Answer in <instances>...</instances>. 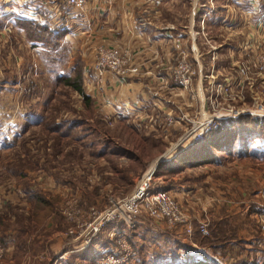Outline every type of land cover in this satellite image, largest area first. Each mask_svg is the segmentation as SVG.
<instances>
[{"label":"rangeland","instance_id":"374dc122","mask_svg":"<svg viewBox=\"0 0 264 264\" xmlns=\"http://www.w3.org/2000/svg\"><path fill=\"white\" fill-rule=\"evenodd\" d=\"M0 1L2 9L6 2ZM54 1L61 2L39 0L23 9L29 16L37 8L44 17L45 8H53ZM146 5L149 22L173 29L185 42L190 37L200 52L202 74L208 76L215 68L220 83L237 76L229 56L233 40H238L234 46L239 49L246 40L264 37V28L256 29L264 19V0H156ZM12 14L13 23L34 22ZM38 23L57 28L47 19ZM203 28L205 36L198 34ZM238 29L249 35H234ZM21 32L0 29V250L4 254L0 264H96L91 251L101 253V258L120 240L135 248L138 264H177L198 256L211 258L214 264V258L218 264H264V125L253 122L264 117H240H249L246 129L257 133L239 142L251 143L240 156L237 148L235 155H221L216 164L174 175L165 170L157 176L155 171L152 191H168L175 185L189 188L188 197H173L193 226L191 237L145 213L133 228L123 221L102 227L98 219L115 203L128 199L161 159L171 161L181 152L184 146L172 150L190 125L187 119L198 118L199 104L208 112H213L212 103L246 110L264 107V77H253L229 101L212 100L207 93L201 100L169 95L167 99L176 105L167 112L183 120L177 127L166 125L156 107L138 118L115 120L107 99L94 96V90L101 92L105 84L99 86L92 72L101 46L92 35L76 49L68 47L66 36L60 49L50 53ZM214 47L219 50L213 55ZM66 77L82 78L88 103L65 85ZM146 86L162 89L159 84ZM191 100L194 104H187ZM141 224L178 233L189 246L161 244L139 228ZM96 225L101 226L98 233L93 230ZM201 225L207 226V234L200 232Z\"/></svg>","mask_w":264,"mask_h":264},{"label":"built area","instance_id":"2783aa9c","mask_svg":"<svg viewBox=\"0 0 264 264\" xmlns=\"http://www.w3.org/2000/svg\"><path fill=\"white\" fill-rule=\"evenodd\" d=\"M88 2L89 0H61L60 3L54 1L53 8H45L44 17L40 16L37 8L36 12L29 14V16L28 14L24 15V17L37 22L47 19L56 26H68L67 16L70 14L81 16L84 20L87 19ZM34 6H36V4H34ZM224 24H226V21H224ZM258 27L259 28L256 29L263 30L264 19L262 22H258ZM204 30L203 28V31L198 34H204L205 36ZM192 37V41L195 42V36ZM170 39L171 41L183 42V44H179L177 47V53L174 57L173 64L167 68L165 74L162 72L159 73V71L155 73L150 70L145 75L162 86L160 91L156 89L152 91L153 97L159 100L158 102H154V107L158 108L165 116L166 125L169 127H177L183 123L180 117L177 118L173 114L167 112L172 111V106L176 105L172 99H167L169 95H175L177 93L183 96L188 95L200 99V97L204 98L207 93L212 100L216 99V101H218L219 98H222L223 100L229 101L237 98L238 95L235 92L237 91L238 93L240 90H243L247 82H252L253 77H264V37L257 39L256 42H251V40L246 41L245 45L239 48L237 56L235 57L234 55L232 58V64L237 69V76H227L222 83L217 82L218 77L215 68L211 69V73L208 76L202 74L200 52L196 49L194 43L192 44L190 37H188L189 42H185L179 35L171 37ZM176 42L174 43L176 44ZM207 43L210 44L208 41ZM189 44H192V46H189ZM212 50L214 55L215 53L217 54L219 49L214 47ZM154 53L159 55V50H155ZM142 66V63L134 57L133 52L129 48L101 45L96 51V62L92 66V72L95 81L101 86V84L107 82L110 76H115L124 80L137 77L143 73ZM188 103L193 105L194 100H191V102L188 101L187 104ZM108 104L112 106L111 115L115 120L120 118H138L141 115V111H143L137 106L134 108L124 107V109H117L116 106L110 103ZM221 105L223 104L212 103L211 109L213 112H208L205 110V106L202 107L201 104H199L200 109H202L198 118L193 120L187 119L190 125L183 139H181L180 143L175 145L172 152L178 150L182 146H184L181 148L183 150L194 143L202 141L211 133L220 130L224 122L237 120L246 114L264 117V107L261 105H257L253 110L235 108L230 105L227 107H220ZM167 107H169V109H167ZM142 115H146V113ZM190 127L191 129H189ZM171 154L169 156H171ZM176 155L177 153L174 156L172 154L173 157H176ZM164 160L169 161L170 159ZM154 174L155 171L153 170L151 176L153 177ZM151 181L152 179L148 182H144L143 178L141 181L142 186L139 185L128 199L115 203L114 208L107 211L105 214L99 215L98 219H100L102 227L113 222L123 221L129 227L133 228L136 225L137 218L145 213L149 217L162 219L172 228H181L191 237L193 226L178 201L168 191H152ZM100 227L101 226L96 225L94 228H90H93V230L98 233L101 229ZM262 229L264 230V220L262 221ZM200 232L202 234H207V226L201 225ZM3 257V251L0 250V260L3 259ZM137 259L138 253L135 248L129 242L120 240L115 250L106 253L96 261V264H136ZM214 261L217 264L220 263L216 258H214Z\"/></svg>","mask_w":264,"mask_h":264},{"label":"crops","instance_id":"0c3cea01","mask_svg":"<svg viewBox=\"0 0 264 264\" xmlns=\"http://www.w3.org/2000/svg\"><path fill=\"white\" fill-rule=\"evenodd\" d=\"M4 1L6 5H2L4 7L0 9V29L4 27L6 30H16L12 22L16 17L12 12L22 18L21 15H27L29 12L23 9V5L38 4L37 0ZM1 2L3 1H0V5ZM150 2L154 4L156 0H89L86 20L81 16L73 14L67 16V22L70 26V33L66 38L68 47L76 49L80 43L86 40L85 36L92 35V41L97 45L129 48L135 54L138 61L142 63L143 73L140 75V78L134 77L135 79L130 78L124 80L115 76H110L104 87H102L101 92L94 90L95 97L103 98L104 100L107 99L108 103L116 106L117 109H124V107H140V109L143 110L140 116H142L143 113L147 115V112L150 113V111L154 110V102L159 101L152 95V91H155V88L152 87L153 89H150V86L144 88L145 84H157V82H154L149 76H145L146 73L151 70L155 73L159 71V73L162 72L165 74L172 61L174 62L177 47L179 44H183V42L180 41H171V37L177 36V33L173 30L169 31L168 28H163L147 20L148 17L146 16L149 12L145 13L144 10L149 8L146 4H151ZM9 3L11 5H9ZM6 6H9V8H6ZM10 8L11 10L13 8V11L9 10ZM16 9L18 10L16 11ZM253 14L255 15L256 13L253 12ZM238 30L240 31L234 35H249V33H244L241 29ZM21 34L23 33L21 32ZM232 36L233 35H230V38ZM248 40H250V38ZM174 42H176V44ZM235 42H238V40L234 39L233 43L230 44V48H232L229 49V56H231L230 63H232V58L239 51L238 47L236 45L234 46ZM157 49L159 50V55L154 53ZM202 98L203 97H200V100ZM167 109H169V107H167ZM169 154H171V152H169L168 155ZM168 191L176 198L179 196L188 197L189 195V188L183 185H175ZM139 228H142L144 231L148 230L149 234L152 235L157 242H162L161 244H177L180 245L181 249L185 246H189L178 233L168 234L166 232H159L156 229H151V227L143 226L142 224ZM197 250L204 252V250L200 248ZM179 252L180 254L182 253L181 250ZM138 261L136 264L139 263ZM177 264L182 263L179 262Z\"/></svg>","mask_w":264,"mask_h":264},{"label":"trees","instance_id":"16d2710c","mask_svg":"<svg viewBox=\"0 0 264 264\" xmlns=\"http://www.w3.org/2000/svg\"><path fill=\"white\" fill-rule=\"evenodd\" d=\"M6 20V19H4ZM13 25L16 29L24 32L29 42L44 46L50 53L59 50L63 40L70 33V26L59 25L57 28H52L50 25H41L38 22L27 20H16ZM57 59L58 56L54 55ZM81 75V74H80ZM65 85L70 86L74 91L79 92L85 98L86 102L90 101L89 96L84 93L82 88V78L78 77L76 80L70 77L62 78ZM81 81V82H80ZM247 118L243 117L237 120L224 122L222 128L205 137L202 141L194 143L184 148L173 160L165 161L159 164L157 176H161L165 170L173 172L172 175L178 174L187 168H196L202 165L219 163L221 155L231 156L236 154L238 148V155L244 153L251 143H239L245 141L248 137L254 136L256 132H249L246 129ZM251 119V118H250ZM247 120V121H245ZM257 127L264 125V119H256L253 121ZM259 133V132H258ZM261 133V132H260ZM221 154H220V153ZM90 258L96 262L101 253L91 251ZM182 264H214L210 259L204 257H190Z\"/></svg>","mask_w":264,"mask_h":264},{"label":"bare ground","instance_id":"6f19581e","mask_svg":"<svg viewBox=\"0 0 264 264\" xmlns=\"http://www.w3.org/2000/svg\"><path fill=\"white\" fill-rule=\"evenodd\" d=\"M146 176H147V178H146ZM151 179H152L151 174H149V176H148V174H147V175H145V177H144V182H148V181L151 180ZM140 186H142V184H141Z\"/></svg>","mask_w":264,"mask_h":264},{"label":"water","instance_id":"95a60500","mask_svg":"<svg viewBox=\"0 0 264 264\" xmlns=\"http://www.w3.org/2000/svg\"><path fill=\"white\" fill-rule=\"evenodd\" d=\"M162 162H165V160H164V159H161V160L159 161V164L162 163ZM159 164L155 166L154 171H156V170L158 169Z\"/></svg>","mask_w":264,"mask_h":264}]
</instances>
